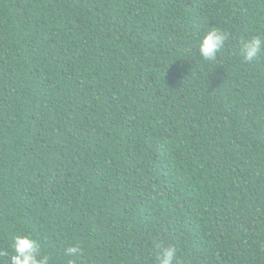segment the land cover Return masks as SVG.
Returning <instances> with one entry per match:
<instances>
[{
  "label": "trees",
  "instance_id": "trees-1",
  "mask_svg": "<svg viewBox=\"0 0 264 264\" xmlns=\"http://www.w3.org/2000/svg\"><path fill=\"white\" fill-rule=\"evenodd\" d=\"M257 35L264 0H0V264H264Z\"/></svg>",
  "mask_w": 264,
  "mask_h": 264
},
{
  "label": "clouds",
  "instance_id": "clouds-1",
  "mask_svg": "<svg viewBox=\"0 0 264 264\" xmlns=\"http://www.w3.org/2000/svg\"><path fill=\"white\" fill-rule=\"evenodd\" d=\"M228 39L229 34L225 31L211 28L198 42L200 57L205 61L214 62ZM261 54H264V37L257 35L241 42L239 55L244 62L254 63ZM156 247L159 249L156 256L158 264H174L177 258L175 246L158 244ZM80 251L77 246H69L64 249V255L76 256ZM9 264H49V256L42 253L40 244L30 235H15Z\"/></svg>",
  "mask_w": 264,
  "mask_h": 264
}]
</instances>
